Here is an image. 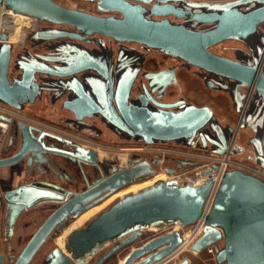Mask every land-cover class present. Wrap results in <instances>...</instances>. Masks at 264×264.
Segmentation results:
<instances>
[{"label":"water","instance_id":"obj_1","mask_svg":"<svg viewBox=\"0 0 264 264\" xmlns=\"http://www.w3.org/2000/svg\"><path fill=\"white\" fill-rule=\"evenodd\" d=\"M92 1L96 2L100 12L106 14L68 8L55 0H0V6L40 22L71 27L77 31L69 32L60 27H44L28 36V39L34 43L59 38L86 40L87 35L97 34L119 42L144 45L177 58L189 66L209 72L219 80H231L233 81V89L230 91L232 101L238 102L239 88L255 86L263 104V112L261 117L254 121V134L249 143L254 151V161L264 168V71L258 70L256 59L251 63L234 60L210 49L213 45L226 40L246 43L251 36L258 35L260 25L264 24V0ZM169 16L177 20H171ZM201 25L205 26L201 27ZM9 31L5 28L0 32V102L19 110L24 103L33 102L41 92L42 87L36 83L37 73L63 77L73 74L76 69L69 72L59 71L45 62L41 63L38 57L29 55L25 58L26 61L21 63L20 79L10 81L8 69L13 45L8 39ZM64 47L65 45L61 44L55 48L59 56L53 57V60H62ZM77 51L78 55L87 62L82 68H92L104 75L103 58H96L102 63L101 69L90 67L92 65L89 64V60L95 57L83 49ZM43 59L47 60L46 57H41V60ZM206 83L208 87L216 86L213 81L206 80ZM128 84L122 82L117 104L128 131L134 138H141L149 144L156 141H177L184 146H195L197 138L200 137L202 145L206 147L209 136L203 137L201 132L205 128L212 129L209 122L214 115L209 106L183 105L179 111H154L145 107H129L125 105ZM78 104L80 103L68 102L66 106L80 117ZM175 105H165V107ZM0 120L5 121L8 127L15 123V133L10 137L7 149L13 140H19V150L14 155L0 158V168L20 162L26 155L29 163L45 150H57L89 162H94L96 159L95 152L82 147L73 148L71 142L26 121H16L5 115H0ZM6 130L7 128L0 130L1 138ZM50 138L53 139L52 142ZM210 141L215 143L213 140ZM224 149L225 144L218 143L213 151L222 153ZM166 171L172 172L170 169ZM146 174V178L155 174L148 164L116 171L91 189L76 193L62 205L56 206L27 241L13 264H30L46 240L56 238L70 221L79 217L107 194L137 182ZM42 184L49 186L48 183ZM210 188V181L191 186L175 180L163 179L141 187L111 203L84 227L70 231L64 243L65 252L55 246L47 253L43 264H85L106 244L123 237V233L136 224L164 226L177 223L183 227L190 226L201 215ZM43 192L45 191L41 187L31 184L18 185L7 190L3 198L7 202V208L10 209V224L15 222L23 209L43 199L41 196ZM94 193L104 195L93 203L85 205ZM69 195L72 193H68L67 197ZM181 242L180 232L170 231L131 251L120 264H169V257ZM216 243L221 244L216 246L217 264H264V181L238 169L224 173L211 212L206 217L202 234L192 244L191 250L200 253ZM107 252L108 250L92 264H98ZM147 254L150 255L141 259ZM3 260L4 255L0 252V264ZM188 262L189 259L184 257L180 264H188Z\"/></svg>","mask_w":264,"mask_h":264},{"label":"flooded vegetation","instance_id":"obj_2","mask_svg":"<svg viewBox=\"0 0 264 264\" xmlns=\"http://www.w3.org/2000/svg\"><path fill=\"white\" fill-rule=\"evenodd\" d=\"M86 1L95 2L92 0ZM169 18L174 21L177 20L173 16H169ZM50 26L60 27L69 32H77L71 27L55 26L34 20L31 21L30 29H35V31H37L41 28ZM24 33L27 34L19 28L13 29V34H15L13 43L23 40L25 36ZM22 34L24 35L21 37ZM25 43H19L21 49L16 52L15 55H13L14 45L12 44L8 69L10 81L20 79L22 75V70L20 68L21 63L25 62V58L29 55L38 57L41 63L45 62L50 67H55L59 71L69 72L73 69L76 70L73 74L63 77L48 73H37L36 83L42 87L40 94L33 102L24 103L21 108L16 111L28 119L39 122H49L53 126L55 125L56 129H63L62 131L68 133V137L54 132L56 130L49 132L52 135L59 136L71 142L73 148L82 147L95 152L96 159L94 162H89L58 152L57 150H45L29 163H27L28 155H26L20 162L1 167H19L17 172V175H19L18 180L7 190L17 187L18 185L31 184L41 187L43 191H45L41 193L43 199L23 209L12 225L9 221L10 209L7 208V202L3 198V194L7 190L0 194V252L4 255V260L1 264H13L24 248L25 245L19 253L15 254V249L19 245L17 243L19 238L17 237L16 241L14 238L18 228L22 229L27 227L29 222L27 220L29 218L24 216L27 214L29 215L31 211L50 209V215L56 206L62 205L76 193L91 189L95 184L116 171L131 169L136 165L142 164H148L153 169L148 158V152L144 148L148 143L141 138H134L131 135L118 108L117 98L123 81L125 85H127V82L129 83L125 99V105L129 107H145L154 111H179L183 105L209 106L214 115L209 122L213 130L209 127V130L205 128L201 132L203 137L209 136V141L206 140V147L202 145V140L198 136L195 146L213 151L217 148L218 143H224L226 146L234 126L231 120L227 118L222 119V117L219 118L215 115L214 106L212 107L213 101H211L212 103L208 101L199 104L194 99L187 98L184 94L182 95L185 76L188 73H193L196 77H199L204 87L209 90V95L212 93L220 94L228 98L230 101V111L232 114L237 115V124L240 122V131L243 130L247 132V134L250 133V137L247 139L248 146L246 157L254 161V151L249 140L254 134V121L261 117L263 112V104L258 97L255 86H253L250 93L247 92L246 88H239L238 92L240 95L238 97V102L232 101L230 98V91L233 89V81L231 80H219L209 72L189 66L177 58L167 56L144 45L133 42H119L112 38L97 34L87 35L86 40L59 38L41 43H34L29 40L30 47L26 46ZM240 43L243 47H234V57H231V59L250 63L256 59L258 70L264 71V30L261 25L258 35L251 36L246 40V43ZM61 44L65 45L62 60H53V57L59 56L55 52V48H58ZM39 48L41 49L39 50ZM77 49H83L95 57V59L89 60V64L92 65L90 67L101 69L102 63L99 62V59L96 60V58H103L105 61L104 75L102 74V76L92 68H82L87 65V62L85 58L82 56L81 58L80 55H78L79 52H76ZM154 55H157L160 60ZM41 57H46L47 60H41ZM165 58L175 60V63L164 65L162 63L165 61ZM191 70H194V72H190ZM183 76L185 78H183ZM206 80H209V82L213 81L216 86L208 87ZM60 81H62V83ZM173 88L177 89L178 93L171 99L170 97H173L174 92ZM68 102L74 104L80 103L78 104L80 105L78 109L80 117H77L75 112L66 106ZM173 104L176 105L165 107V105ZM220 111L225 113L224 117H227L226 110H223V107L220 108ZM103 127H105L107 131H105ZM14 133L15 123L7 128L5 135L2 137L0 142V158L14 155L19 150L18 139L13 140L12 144L7 149L9 139ZM101 136L112 137L114 139L111 140L109 144H104L106 142L103 143V141L98 140L102 138ZM52 140L53 139H51L50 142H52ZM210 140L215 141V143ZM156 142L160 145L171 143L183 145L181 142L177 141ZM63 149H65V147H63ZM240 150H245V147L240 148ZM146 177L147 174L143 175L137 182L128 184L118 191L109 193L104 197V192L94 193L92 198L85 205L93 203L100 197L103 198L90 206L87 209H90L89 211L85 210L87 211L85 214L98 213L103 207L109 205L107 204L97 209L99 203L131 185L145 181ZM42 183H48L49 186ZM68 193H72V195L67 197ZM147 230L151 229L149 228ZM143 232L141 237L144 234ZM168 232L170 231H163L149 237H140L139 242L141 243L133 246L134 243L127 254L144 245L146 242ZM194 242L189 245L190 249ZM217 244L221 245L220 243ZM148 255L150 254H147L141 259L146 258ZM184 257L189 259L188 264H201L195 263L187 255L177 257L176 261L168 260V263L180 264ZM209 260L217 264L216 260L214 261L210 256Z\"/></svg>","mask_w":264,"mask_h":264},{"label":"built area","instance_id":"obj_3","mask_svg":"<svg viewBox=\"0 0 264 264\" xmlns=\"http://www.w3.org/2000/svg\"><path fill=\"white\" fill-rule=\"evenodd\" d=\"M200 2H223L227 0H192ZM247 92L252 91V87L246 88ZM0 115L11 117L14 120L26 121L30 125L37 126L47 131H54L62 136H67L68 133L56 129L54 127L47 126L41 122L31 120L25 116L19 114L15 109L0 103ZM8 124L5 121L0 120V130L6 129ZM239 128V127H238ZM238 128H234L227 141L225 149L222 153L215 151H209L201 147L196 146H184L177 143H171L167 145H160L157 142L145 145V149L148 152V158L153 166L155 175L157 173H163L166 175V180H175L179 183H186L191 186H198L206 181L211 182V188L204 201L201 215L196 222L189 227L188 233H185L177 223L168 225L167 231H178L182 235V242L176 248V250L169 257V261L177 257L184 249L194 242L203 231L205 226L206 217L210 214L213 207L214 199L224 176V173L228 170L238 169L250 175H253L262 181H264V168L253 162H243L237 159L236 153L239 150V146L236 144V135ZM58 131V132H57ZM70 138V137H69ZM2 138L0 137V141ZM139 149V148H138ZM190 162L192 164H190ZM172 170L171 173L166 170ZM151 177V176H150ZM218 244H212L205 248L209 256L215 261L216 246Z\"/></svg>","mask_w":264,"mask_h":264},{"label":"rangeland","instance_id":"obj_4","mask_svg":"<svg viewBox=\"0 0 264 264\" xmlns=\"http://www.w3.org/2000/svg\"><path fill=\"white\" fill-rule=\"evenodd\" d=\"M55 1H57L61 5L65 6V7H68V8H77V9L85 10V11L92 12V13H95V14H106V13L100 12L96 8L95 2H90V1H86V0H55ZM42 23H44V22H42ZM45 24H48V23H45ZM201 27H203V26H201ZM261 27L264 30V24H261ZM1 28L2 29L7 28V27H4L3 21H1ZM13 28L17 29V28H19V25H14L11 28H7V29L10 30V29H13ZM25 29L26 28H24V26H23L22 27L23 31H26V33L28 31H30V29H28V30L27 29L25 30ZM11 32L12 31H9V34ZM23 35L24 34H22L21 37ZM19 43H25L26 46L30 47L29 39H27L25 37L24 40H21L19 42L13 43V45H14L13 55H15L16 52H18L21 49L19 47ZM234 47H243V46L241 45V43L239 41L226 40V41H223V42L218 43L216 45H213L210 49H211V51H213L215 53H218L220 55H224V56H227V57L231 58V57H234V51H233ZM40 49L41 48H39V50ZM154 56L158 57L157 55H154ZM157 59L160 60L159 57ZM170 63H175V60L165 58V61L162 64L165 65V64H170ZM190 72H194V70H191ZM185 77L183 76V78H185V81H183L184 85H183L182 95L184 94L185 97L190 98V99H194L199 104H202L203 102L205 103V102H208V101L210 103L211 101H213V106L218 111H219V109L221 107H223V110L224 109L226 110V114H227L226 116L227 117H224L225 113H223L222 111L218 112V116L222 117V119L227 118L228 120H231L232 123H233L234 128H236V126H237L236 125L237 124V115L232 114V112L230 111V101L228 100V98H226L223 95L213 94V93L210 94V95H213V96H210L209 95V90H207L204 87V85H203L202 81L199 79V77H196L193 73H188V74H186ZM173 91H174L173 92V97L171 96L170 97L171 99L174 98V96L177 95V93H178L177 89H174ZM41 123H43V124H45L47 126L56 128L55 125L53 126L49 122H41ZM103 129L105 131H107V129L105 127H103ZM61 130H63V129H61ZM248 137H250V133L247 134V132H245L243 130L239 131V133H237V135H236V141H235L236 144L239 146V148L245 147V150H243V151L242 150H238L235 157L237 159L243 161V162H253V161H251L250 159H248L246 157V155H247L246 150H247V146H248L247 145ZM113 139L114 138H112V137H102V138H100L98 140L103 141V143L106 142L104 144H109V142H111V140H113ZM153 181H154V179L146 181V182H143V183H138V184L132 185L130 187H127V188H125V189L113 194L109 198H107L105 201H103L101 204H99L97 206V209H100V208H102L103 206H105L107 204L110 205L111 202L113 203L114 201H116L118 198L124 196L125 194H128V193H131L133 191H136L137 189H139V188H141V187H143L145 185H148V184L152 183ZM109 205L103 207L100 211L104 210ZM50 212H51L50 209H46V210H43V211L42 210L41 211L40 210L39 211L38 210H34V212L31 211V213H29V215L27 214V215L24 216L26 218H29L27 220L29 222H28L26 228H22V229L18 228V230H17V234L15 235L14 239L16 241L17 237L19 238L18 241H17V243L19 245L15 249V252H16L15 254H17V253H19L21 251V249L23 248L25 243L30 239V237L34 234V232L42 224V221L49 215ZM96 215H94L93 217H95ZM93 217H91L88 221H86L84 224H82L81 226L77 227L76 229L84 227ZM150 229L151 230L144 231L143 232L144 234L142 235L141 238L149 237L151 235H157V234H159V233H161L163 231H167L168 230V226L164 227V228H161V229H155L154 226H151ZM182 229L184 230L185 233H188V231H189V227L188 226L184 227ZM68 234L66 236V240L65 241H67ZM59 235H60V233H59ZM124 238L125 237H121L117 241H123ZM56 243H57V240H56ZM56 243H55L54 239L53 240H49L48 239L46 241L45 245L37 251V253L33 257V260L31 262V264H43V259L45 258L47 253L56 246ZM140 243L141 242H139V239H138L137 241H135L132 244L128 245L129 247L126 246L125 248H123L120 251H118L117 253H115L111 258L106 260L104 262V264H120L121 260L127 254V252L130 250V248L135 246V245H138ZM113 244H114V242H110L107 245H105V247L102 248L100 251H98L94 255V257L89 259L87 264H92L94 260H96L103 253H105ZM182 255L189 256L195 263L215 264L213 261L209 260V254L207 253V251L205 249L202 252H200V253H196V252L192 251L189 247H187L177 257H180ZM177 257H175L173 259V261H176Z\"/></svg>","mask_w":264,"mask_h":264},{"label":"bare ground","instance_id":"obj_5","mask_svg":"<svg viewBox=\"0 0 264 264\" xmlns=\"http://www.w3.org/2000/svg\"><path fill=\"white\" fill-rule=\"evenodd\" d=\"M6 10V11H5ZM0 32L3 31L4 29L1 28V21H3V25L4 27H7V28H11L12 26L14 25H19V29L22 30V27L24 26V28H26L27 30L31 28V21L34 20V21H37L39 22V20L35 19V18H32V17H28V16H24L22 14H16L14 12H12L11 10H8L6 9L4 6H1L0 7ZM14 29V28H13ZM13 29H10V31H12L10 34H9V42L11 44H13V41L15 39V34H13ZM25 29V30H26ZM31 30V29H30ZM35 29H32L29 33L25 34L24 38L26 37L28 39V36L34 32ZM26 32V31H25ZM23 38V40H24ZM240 123V122H239ZM239 123L237 124V128L239 127ZM37 127V126H36ZM240 129L238 128L237 132L239 133ZM154 179L153 182L157 181V180H160V179H163V180H166V175L163 174V173H157L156 175L154 174L153 176L151 177H148L146 178L145 181L143 182H146V181H149V180H152ZM141 182V183H143ZM152 182V183H153ZM138 184V183H137ZM151 184V183H150ZM136 185V184H134ZM149 185V184H148ZM132 186V185H131ZM146 186V185H145ZM130 187V186H129ZM144 187V186H143ZM137 191V190H136ZM135 192V191H133ZM131 192V193H133ZM126 195V194H125ZM112 196V195H111ZM123 197V196H122ZM109 198V197H108ZM121 198V197H120ZM118 198V199H120ZM106 200V199H105ZM104 200V201H105ZM102 203V202H101ZM99 203V204H101ZM98 204V205H99ZM97 206V205H96ZM94 206V207H96ZM93 208V207H92ZM91 208V209H92ZM90 210V209H89ZM87 210V211H89ZM87 211H85L83 214H81L79 217H77L75 220L73 221H70L68 226L62 230L60 232V235L57 236L54 240H57V245L58 247H60L64 252V243H65V240H66V236L67 234L72 231L73 229H76L77 227L81 226L82 224H84L86 221H88L91 217H93L94 215H96L97 213L95 214H92V213H88V214H85ZM173 224V223H171ZM170 225V224H168ZM168 225H161V226H154L155 229H161V228H164V227H167ZM151 226H147V225H144V224H136V225H133L131 226L128 230H126L124 233H123V237H125L123 239V241H113L114 244L108 249V252L106 253V255L103 257L102 260L99 261L98 264H104V262L106 260H108L109 258H111L115 253H117L118 251H120L121 249L125 248L126 246L132 244L133 242L137 241L140 237H141V234L144 230H147L149 229ZM62 234V235H61ZM56 243V242H55ZM107 245V244H106ZM94 257V256H93ZM89 261V260H88ZM88 261L85 263L87 264Z\"/></svg>","mask_w":264,"mask_h":264},{"label":"crops","instance_id":"obj_6","mask_svg":"<svg viewBox=\"0 0 264 264\" xmlns=\"http://www.w3.org/2000/svg\"><path fill=\"white\" fill-rule=\"evenodd\" d=\"M228 1V0H227ZM212 107H213V103H212ZM213 109L215 110V115L217 117L220 118V116H218V110H216L215 107H213ZM218 111V112H216ZM19 170V167H15V168H1L0 169V194H2L5 190H7L8 188H10L12 185L15 184L16 180H18L19 175H17Z\"/></svg>","mask_w":264,"mask_h":264}]
</instances>
